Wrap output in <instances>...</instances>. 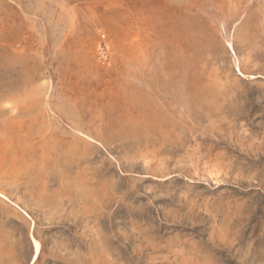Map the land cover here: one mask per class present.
Listing matches in <instances>:
<instances>
[{"label":"rangeland","instance_id":"rangeland-1","mask_svg":"<svg viewBox=\"0 0 264 264\" xmlns=\"http://www.w3.org/2000/svg\"><path fill=\"white\" fill-rule=\"evenodd\" d=\"M0 264H264V0H0Z\"/></svg>","mask_w":264,"mask_h":264},{"label":"bare ground","instance_id":"bare-ground-1","mask_svg":"<svg viewBox=\"0 0 264 264\" xmlns=\"http://www.w3.org/2000/svg\"><path fill=\"white\" fill-rule=\"evenodd\" d=\"M34 248H35V260L38 258L41 252V245L38 241H34Z\"/></svg>","mask_w":264,"mask_h":264}]
</instances>
